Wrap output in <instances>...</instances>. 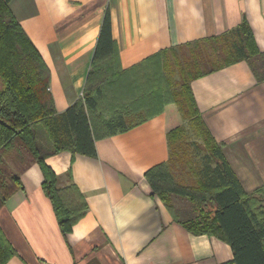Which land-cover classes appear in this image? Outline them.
<instances>
[{
    "label": "crops",
    "instance_id": "0c3cea01",
    "mask_svg": "<svg viewBox=\"0 0 264 264\" xmlns=\"http://www.w3.org/2000/svg\"><path fill=\"white\" fill-rule=\"evenodd\" d=\"M9 8L49 69L57 113L82 95L106 10L120 65L235 28L245 16L264 52V0H12ZM199 113L247 193L264 188V82L238 62L191 83ZM185 122L172 105L132 129L95 141L96 157L46 159L58 187L76 185L87 204L63 236L38 165L0 210L15 250L5 264H226L228 244L193 235L152 195L144 174L169 158L167 132ZM70 172L71 180L68 178Z\"/></svg>",
    "mask_w": 264,
    "mask_h": 264
},
{
    "label": "trees",
    "instance_id": "16d2710c",
    "mask_svg": "<svg viewBox=\"0 0 264 264\" xmlns=\"http://www.w3.org/2000/svg\"><path fill=\"white\" fill-rule=\"evenodd\" d=\"M11 1L0 0V210L23 190L20 172L38 165L42 191L66 236L87 204L73 183L58 187L46 159L62 152L96 157L95 141L141 125L172 105L185 124L167 132L168 160L144 174L152 195L187 232L228 244L233 259L226 264H264V188L244 191L191 90L193 81L238 62L248 65L257 83L264 82V52L258 49L245 16L221 35L162 49L123 69L107 9L82 95L57 113L49 91V69L11 12ZM188 130L201 141L190 145L204 153L195 185L181 183L174 174ZM11 159L17 171L10 168ZM14 256L0 228V264Z\"/></svg>",
    "mask_w": 264,
    "mask_h": 264
},
{
    "label": "rangeland",
    "instance_id": "374dc122",
    "mask_svg": "<svg viewBox=\"0 0 264 264\" xmlns=\"http://www.w3.org/2000/svg\"><path fill=\"white\" fill-rule=\"evenodd\" d=\"M175 79H177V77H175ZM193 141H196L197 143L201 142L188 130V135L184 140L186 144L182 145V150L179 151V153L182 154V161L176 164V169L174 170L176 179L186 185H195L197 172L203 166L204 153L196 150L190 145ZM7 161L10 168L17 171V166L15 165L13 159ZM181 203V201H175L177 206L184 207Z\"/></svg>",
    "mask_w": 264,
    "mask_h": 264
}]
</instances>
